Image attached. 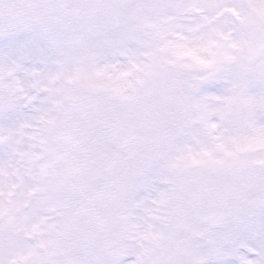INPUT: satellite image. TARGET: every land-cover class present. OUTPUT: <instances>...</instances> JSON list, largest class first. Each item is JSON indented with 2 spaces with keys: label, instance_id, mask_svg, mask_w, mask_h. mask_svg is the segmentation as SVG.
Here are the masks:
<instances>
[{
  "label": "snow or ice",
  "instance_id": "obj_1",
  "mask_svg": "<svg viewBox=\"0 0 264 264\" xmlns=\"http://www.w3.org/2000/svg\"><path fill=\"white\" fill-rule=\"evenodd\" d=\"M0 264H264V0H0Z\"/></svg>",
  "mask_w": 264,
  "mask_h": 264
}]
</instances>
